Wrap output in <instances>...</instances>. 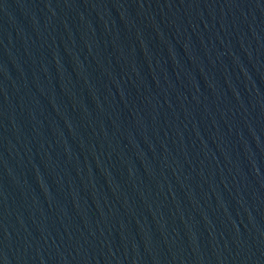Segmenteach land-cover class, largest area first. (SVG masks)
Returning <instances> with one entry per match:
<instances>
[{"label":"water","instance_id":"1","mask_svg":"<svg viewBox=\"0 0 264 264\" xmlns=\"http://www.w3.org/2000/svg\"><path fill=\"white\" fill-rule=\"evenodd\" d=\"M0 264H264V0H0Z\"/></svg>","mask_w":264,"mask_h":264}]
</instances>
